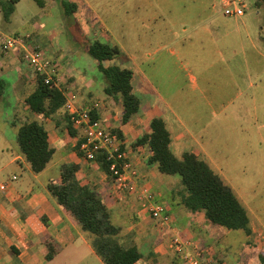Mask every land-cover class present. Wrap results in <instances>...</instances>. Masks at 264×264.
Masks as SVG:
<instances>
[{
	"label": "crops",
	"instance_id": "crops-1",
	"mask_svg": "<svg viewBox=\"0 0 264 264\" xmlns=\"http://www.w3.org/2000/svg\"><path fill=\"white\" fill-rule=\"evenodd\" d=\"M80 1L86 12L94 17L93 24L86 20L88 32L82 34L83 37L89 41L99 40L117 45L123 55L104 65L117 64L132 71L131 82L139 101V110L126 123L121 122L123 107L120 98L106 94L107 80L99 71L98 63L86 53L81 39L77 37L80 47L73 45L72 48L64 36L62 25L51 19L54 16L55 1L46 0L38 16L33 17L29 21L31 23H26L16 18V15L20 16L18 8L21 0H18L8 22L3 21L0 12V30L10 34L6 28L11 26V34H30L32 42L39 46L52 63L59 65L63 87L74 94L75 105L89 109L91 116L99 120L107 131L117 130L121 134L124 150L130 151L131 157V151L135 149L132 145L149 130L151 120L163 119L171 135L173 153L181 156L191 152L200 159H207L237 193L253 219L250 223L252 233L244 237L243 242L246 239L252 240L251 236L256 232L255 223L261 229L262 226L245 185L233 182L231 173L235 167L228 164L226 158L234 153L231 149V155L226 151L229 143L219 136L218 127L212 124L215 115L212 103H206V110H200V105L196 103L189 105L190 116L185 117L182 110L188 103L182 100L181 89L170 86L166 88L159 84L162 77L173 74L174 49H166V44L152 47L153 40L146 35L149 32L142 30L151 27L150 20H144L139 26L132 21L130 28H136L137 32L125 40L117 33H108L106 25L97 14L99 10L96 8V0ZM223 3L226 4L225 1ZM263 33L264 29H261L260 38L264 36ZM0 78L5 82V91L10 90L13 84L25 94L18 103H7L8 109L12 108V114L4 116L0 132V264H104L90 245L88 235L79 229L72 216L56 203L47 190L50 181H59L56 167L61 162L79 165L75 174L77 182L81 186L96 189L116 224L124 226L122 221L125 217L136 219L128 227L134 238L129 246L138 247L142 253V258L136 264H183L168 249V241L175 235L183 240L192 239L202 246L212 247L219 262H222L221 258L226 252L229 258V248H235L236 245L230 241L231 231L219 229L206 222L202 213L192 214L185 208L181 202L183 191L179 178L161 174L155 166H149L147 156L133 157L139 174L138 185L148 187L156 195V200L164 203L166 212L171 216L170 227L158 232L152 219L140 211L135 195L124 193L114 197L113 183L107 173L97 163L86 161L78 155L75 150L77 138L69 134L62 119L64 109L46 118L29 111L25 98L31 91L28 94L26 91L27 86L35 84V73L23 62L19 53L5 54L0 50ZM191 80L196 84L194 78ZM34 119L44 123L48 141L55 148L51 165L40 174L31 171L16 145L19 125ZM238 142L239 139H236L230 144L232 149L238 147ZM238 187L242 188L243 196L237 192ZM261 233H264L263 229ZM48 238L53 239L59 248L51 260L46 259L48 250L45 241ZM220 238L223 243L221 249L214 246ZM249 247L253 252L245 250L238 263L264 264L261 258L264 255V241L263 244ZM226 261L223 263L228 264Z\"/></svg>",
	"mask_w": 264,
	"mask_h": 264
},
{
	"label": "rangeland",
	"instance_id": "rangeland-1",
	"mask_svg": "<svg viewBox=\"0 0 264 264\" xmlns=\"http://www.w3.org/2000/svg\"><path fill=\"white\" fill-rule=\"evenodd\" d=\"M223 1L243 5L244 15H224ZM96 4L97 14L108 33H117L125 40L137 32L136 28H130L132 21L139 26L144 20H150L151 27L142 30L149 32L146 35L153 40L152 47L166 44V49H174L173 74L162 77L159 84L181 89L182 100L188 103L182 110L185 117L190 116L189 105L196 103L200 110H206V103H212L215 113L212 124L218 127L219 136L229 143L226 151L231 155V149L234 153L226 158L227 163L235 167L231 173L233 182L245 185L264 230V36L260 38L261 29H264V0H96ZM53 5L51 19L62 25L72 48L73 45L80 47L77 33L86 35V20L93 24L94 17L82 4L76 14L66 17L58 3ZM41 11L33 0H21L20 16L16 18L31 23L29 21ZM6 30L12 33L13 29L8 26ZM34 86H27L26 93ZM159 88L163 89L162 85ZM23 93L12 84L11 89L0 96V132L4 116L12 114L7 103H18ZM236 139L239 145L232 149L230 144ZM243 166L246 169L243 170ZM236 190L243 196L241 187ZM120 194L124 193L113 191L114 197ZM135 221L133 217H125L122 221L125 231L118 239L124 246L131 245L134 240L128 227ZM262 229L255 223L252 240L245 242L242 231H231L230 241L240 245L229 248L230 259L226 252L221 261L240 264L245 250L253 252L249 246L263 244L264 233L262 238L258 237ZM221 238L214 245L220 249L223 246Z\"/></svg>",
	"mask_w": 264,
	"mask_h": 264
},
{
	"label": "trees",
	"instance_id": "trees-1",
	"mask_svg": "<svg viewBox=\"0 0 264 264\" xmlns=\"http://www.w3.org/2000/svg\"><path fill=\"white\" fill-rule=\"evenodd\" d=\"M33 1L41 8L46 4V0ZM51 1L59 4L63 17L76 14L82 4L80 0ZM17 2L18 0L0 1L3 21H9ZM77 37L85 45L86 53L98 63L99 71L106 78V94L120 98L123 107L121 122L126 123L139 110V101L131 82L132 71L117 64L104 65L105 62L122 56L123 51L115 44L99 40L89 41L78 33ZM4 91L5 82L0 78V96ZM64 102L61 91L44 84L42 77L35 74V86L25 98V104L31 113L42 118L51 117L63 109ZM62 119L69 134L77 138L75 150L83 158L79 149L84 140L81 131L73 125L66 111ZM113 132L121 137L117 130ZM16 145L34 174L42 173L51 165L55 148L49 143L41 120H26L21 123L17 130ZM139 145L151 152L147 159L149 166H155L161 174L179 178L183 191L181 202L190 213H202L206 222L218 228L242 231L247 237L251 235L252 216L237 193L207 159H200L191 152L176 156L171 150V135L163 119L151 120L149 130L132 147ZM121 149L124 150L123 146ZM95 160L110 177L104 153H97ZM78 170L79 165L59 163L56 167L59 181H50L47 184L48 192L72 216L79 229L88 235L90 245L104 264H136L142 258V253L136 246L121 244L118 236L123 228L114 222L111 211L96 189L79 185L75 176ZM111 180L113 182L112 178ZM42 221L45 223L44 218ZM45 244L48 250L46 259L51 260L59 252V248L51 238L46 239ZM261 258L264 261L263 254Z\"/></svg>",
	"mask_w": 264,
	"mask_h": 264
},
{
	"label": "built area",
	"instance_id": "built-area-1",
	"mask_svg": "<svg viewBox=\"0 0 264 264\" xmlns=\"http://www.w3.org/2000/svg\"><path fill=\"white\" fill-rule=\"evenodd\" d=\"M243 8V5L228 1L224 7V15L241 17L244 15ZM0 50L5 54L19 53L33 72L42 77L44 84L61 91L65 99L63 109L84 138L79 147L83 159L96 163L95 155L103 152L113 179V191L135 195L140 211L152 219L158 232L169 228L172 219L166 212L164 203L157 201L156 195L148 187L138 185L139 174L133 157L149 158L151 152L139 145L131 151V157L130 151L121 149L123 142L117 133L107 131L99 120L92 119L89 109L76 106L74 94L63 87L59 65L52 63L39 46L32 42L30 34H8L0 30ZM258 237H263L261 232ZM168 249L183 264H225L219 262L212 247L202 246L192 239L183 240L178 235L171 237Z\"/></svg>",
	"mask_w": 264,
	"mask_h": 264
}]
</instances>
